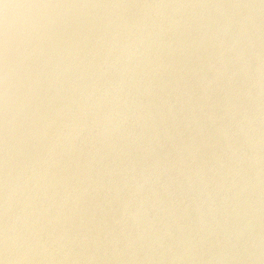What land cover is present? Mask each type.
<instances>
[{"label":"water","instance_id":"water-1","mask_svg":"<svg viewBox=\"0 0 264 264\" xmlns=\"http://www.w3.org/2000/svg\"><path fill=\"white\" fill-rule=\"evenodd\" d=\"M0 259L264 264V0H0Z\"/></svg>","mask_w":264,"mask_h":264},{"label":"clouds","instance_id":"clouds-1","mask_svg":"<svg viewBox=\"0 0 264 264\" xmlns=\"http://www.w3.org/2000/svg\"><path fill=\"white\" fill-rule=\"evenodd\" d=\"M5 52H6V48H5ZM4 99H5V104H7V95H8V92H7V81H8V73H7V65L5 63V71H4ZM3 260V264H7V261L6 259H2Z\"/></svg>","mask_w":264,"mask_h":264},{"label":"snow or ice","instance_id":"snow-or-ice-1","mask_svg":"<svg viewBox=\"0 0 264 264\" xmlns=\"http://www.w3.org/2000/svg\"><path fill=\"white\" fill-rule=\"evenodd\" d=\"M0 264H3V260L2 259H0Z\"/></svg>","mask_w":264,"mask_h":264}]
</instances>
